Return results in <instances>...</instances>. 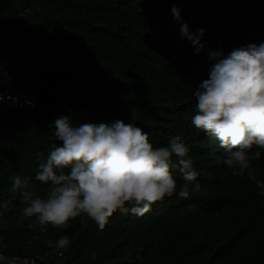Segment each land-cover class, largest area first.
I'll return each instance as SVG.
<instances>
[{"label":"trees","instance_id":"trees-1","mask_svg":"<svg viewBox=\"0 0 264 264\" xmlns=\"http://www.w3.org/2000/svg\"><path fill=\"white\" fill-rule=\"evenodd\" d=\"M27 7L33 13L20 18ZM173 7L192 32L206 29L199 54L181 39ZM0 22L15 25L0 29V92L34 88L41 95L35 109L0 104L5 255L44 254V264H264L259 189L247 174L233 176L222 163L219 141L191 123L193 93L214 63L207 49L222 48L226 56L264 42V0H0ZM61 115L73 126L135 123L155 147L180 135L200 190L187 199L166 197L142 217L117 211L103 231L83 216L67 229L49 225L37 238L38 229L28 227L34 218L24 217L27 204L11 190L10 177H31L36 193L45 195L48 186L35 181V172L59 143L54 121ZM252 167L264 181V152ZM172 171L182 185L180 172ZM61 236L70 239L63 255L47 244Z\"/></svg>","mask_w":264,"mask_h":264},{"label":"clouds","instance_id":"clouds-1","mask_svg":"<svg viewBox=\"0 0 264 264\" xmlns=\"http://www.w3.org/2000/svg\"><path fill=\"white\" fill-rule=\"evenodd\" d=\"M171 11L181 39L186 38L199 54L205 49L206 29L192 32L180 10L173 7ZM207 54L214 63L209 77L193 93L196 103L191 123L219 141L222 163L232 169L233 176L247 174L264 206V181L257 179L252 167L264 152V42L235 48L226 56L222 48L207 49ZM5 99L0 92V104ZM54 136L59 143L52 144L46 161L35 172V181L48 186L43 197L34 190L31 177H10L11 190L19 192L27 204L24 217L34 218L28 227L38 229L37 238L49 225L67 229L72 220L83 216L103 231L117 211L142 217L166 197L187 199L191 191L200 190L189 148L180 135L167 146L155 147L135 123L116 120L73 126L69 116L61 115L54 121ZM173 169L182 175V185L178 186ZM47 244L63 255L70 239L61 236Z\"/></svg>","mask_w":264,"mask_h":264},{"label":"built area","instance_id":"built-area-1","mask_svg":"<svg viewBox=\"0 0 264 264\" xmlns=\"http://www.w3.org/2000/svg\"><path fill=\"white\" fill-rule=\"evenodd\" d=\"M33 7H27L26 9L22 10L19 13V17H26L28 14L33 13ZM15 25L10 24H3L0 22V29L1 31H8L10 29H14ZM6 99L3 101L6 104H9L10 106H19V107H27V108H37L40 105L41 102V95L40 93L36 92L33 89H31L29 92H21L18 90L13 89H6L2 91ZM0 256L4 257L5 262L13 261L14 259L9 258L7 255H5L0 250ZM47 255L44 254H36L29 257H21L18 260H14L15 264H44L46 262Z\"/></svg>","mask_w":264,"mask_h":264}]
</instances>
